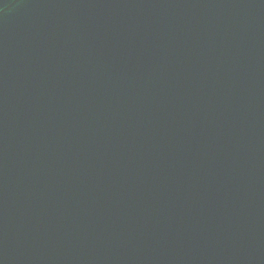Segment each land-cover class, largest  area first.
<instances>
[{"label":"water","instance_id":"water-1","mask_svg":"<svg viewBox=\"0 0 264 264\" xmlns=\"http://www.w3.org/2000/svg\"><path fill=\"white\" fill-rule=\"evenodd\" d=\"M0 264H264V0H0Z\"/></svg>","mask_w":264,"mask_h":264}]
</instances>
